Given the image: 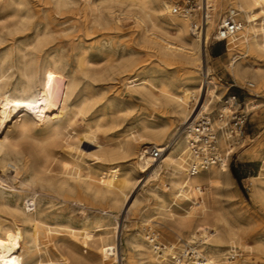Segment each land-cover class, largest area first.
I'll return each instance as SVG.
<instances>
[{"label":"bare ground","instance_id":"bare-ground-1","mask_svg":"<svg viewBox=\"0 0 264 264\" xmlns=\"http://www.w3.org/2000/svg\"><path fill=\"white\" fill-rule=\"evenodd\" d=\"M52 1L57 10L77 2ZM111 3L132 14L135 25L157 45L162 62L194 65L200 69L201 81L189 80L177 90L163 84L162 100L147 93L155 101V108H165L169 118L154 124L142 120L140 129L133 134L125 131L116 136L114 119L107 120L106 113L97 109L100 93L83 84L86 79L102 81L115 71L99 76L65 71L67 61L49 51L50 59L39 64L35 58L45 53L51 38L49 28L40 32L30 0H5L3 10L11 13L0 24V43L5 30L33 31V37L14 49L0 50V264H68L60 256L61 251L76 255L82 245L92 244L110 250L111 243L121 263L120 239L114 237V229L107 221L129 216L146 199L154 202L160 217L155 226L163 223L171 240L168 253L178 248L174 238L185 237L190 243L201 238L211 245V255H202L203 264H220L216 252L243 239L240 227L234 226L216 206L220 189L228 185V164L223 162L220 167L192 176L185 166V130L208 112L215 100H220L208 50L212 31H217L228 7V11L239 13L244 25L227 41L232 58L225 68L237 80L250 78L254 86H264V73L240 62L264 56V0H197L201 7L195 11L200 12L199 19L195 12L175 14L170 0H100L96 8L104 5L112 15ZM122 11L112 29L122 31ZM202 11L207 14L203 23ZM5 64L17 67V71H4ZM129 64V60L121 61L123 68ZM251 106L252 102L248 109ZM171 120H178V125L173 127ZM83 144L95 150H85ZM149 148L158 149L161 157L148 156ZM261 153L264 141L259 147L238 153V158L248 155L255 159ZM130 158L134 160L132 173L110 170ZM262 163L260 173L243 182L251 181L252 196L264 208V160ZM136 173H147L149 180L143 186V197L137 195L129 208L130 194L144 182L134 177ZM205 184L212 194L210 207L204 206ZM175 196L177 202L193 204L188 216L172 214L169 207ZM201 208L202 215L195 218ZM77 222L81 223L79 227ZM130 244L144 257L143 264L172 262L165 250L160 257L154 256L140 234ZM253 246L244 249L253 250Z\"/></svg>","mask_w":264,"mask_h":264},{"label":"rangeland","instance_id":"rangeland-1","mask_svg":"<svg viewBox=\"0 0 264 264\" xmlns=\"http://www.w3.org/2000/svg\"><path fill=\"white\" fill-rule=\"evenodd\" d=\"M30 1L32 11L35 14L34 20L37 22L40 32L45 31V28L48 27L51 34V38L44 48L45 53H42L41 57L35 58L36 62L42 64L48 61L50 58L47 57V52L49 51L48 53L51 54L58 53L63 60L67 61L68 66L65 71H77L81 75L97 76L100 73H105V71H115L104 77L102 81L94 82L86 79L83 80V84L90 86L92 92L100 93L96 105L97 109L106 113L107 120L114 119L116 128L113 134L115 133L116 136L125 131H127L126 134H133L134 131L140 129L142 120L147 119L154 124L169 118V115L164 114L165 108H155V101L147 93H152L162 100L163 84H169L177 90L181 85L189 83V80L196 79L197 83L201 81L200 69L194 65L162 62L157 45L145 37L142 29L135 25L132 14L126 9H121L117 4L111 3V10L114 12L111 15L104 5L99 9L96 8L100 0H91L90 3L86 0H77L75 4L61 10L56 9L52 0ZM170 1L173 7L177 3L181 7H185L187 3L190 5L197 4V0ZM3 2L5 0H0V21L11 13L9 9L3 10ZM228 9L229 7L224 10V13H227ZM121 10H123L122 13L125 14V18L121 22L122 31H119L112 28L115 25V18L118 17ZM194 14H197V19H199L200 12ZM1 34L3 41L0 43V50L14 49L18 44L30 42L33 37V31L9 33L5 30ZM212 35L208 54L211 57L210 66L214 68L219 83L220 99L231 93L244 97L245 93L239 87L244 86L246 82H254L250 78L237 80L226 70L225 66L231 62L232 54L227 43L218 44L214 41L215 31H212ZM124 60H129V67L123 68L121 66V61ZM240 62L264 73V56L262 58H247L245 61L241 59ZM4 71H17V67L10 68L5 64ZM233 83L237 85V88L229 89ZM255 86L252 93L259 95V102L253 103L254 98L249 100L247 95L246 103L252 102V105L258 107L250 112L245 129V146L237 150L229 166L231 173L228 185L220 189L221 195L219 203L216 205L217 208L225 212V215L227 214L226 216L234 226L240 227L244 236H242L241 241H232L222 247L220 252H216L220 255L218 257L220 264H264V208L252 196L251 181L243 182L260 173L264 153L251 161L238 158V153L252 146L259 147L264 141V86L258 84ZM218 101L215 100L211 109L216 107ZM171 121L173 127L178 125V120ZM14 123L15 120L10 126L13 127ZM82 148L90 151L95 150L87 144H83ZM133 163L134 160L130 158L109 168L117 171L116 173L123 171L132 173ZM233 169L237 177L233 174ZM166 172L167 169L165 168L164 173ZM134 177L137 180H144V182L130 194L128 207L133 204L137 195L140 198L143 197L141 195L143 186L149 180L147 173L146 175L136 173ZM203 188L206 190L204 206L210 207L212 197L210 187L205 184ZM248 188L249 190H247ZM159 190L162 191L161 187ZM168 195L170 196V193ZM176 199L175 196L169 207L172 214L188 216L193 204L186 200L180 203ZM154 207V202H147L146 199L129 216L126 214L124 217L120 216L118 220L112 218L107 221V224L111 225L110 228L114 229V237L120 239L122 264L144 263L142 261L144 257L139 253L137 254V251L130 244L132 238L138 234L143 237L145 244L153 249L154 256L160 257L165 250L169 257L167 248L170 247L171 240L164 231L163 223L155 226L160 221V217L155 213ZM202 210L203 208L195 213V218L202 215ZM78 211L76 212L77 218H80V211ZM170 215L167 213L169 218ZM117 222L119 225L116 224ZM80 224L77 222V227ZM153 236H158L157 243L151 242ZM174 240L178 243L179 249H182L183 245L189 242L185 237H182L181 240L174 238ZM200 244L199 249H202V253L207 256L211 255L208 250L211 245L205 241ZM94 245H82V248L77 250L76 255L64 250L60 252V256L64 257L68 264H121L113 252L115 244L111 243L112 248L110 250ZM155 245H159L161 250H155L153 247ZM248 245H254L253 250L244 249V246Z\"/></svg>","mask_w":264,"mask_h":264},{"label":"built area","instance_id":"built-area-1","mask_svg":"<svg viewBox=\"0 0 264 264\" xmlns=\"http://www.w3.org/2000/svg\"><path fill=\"white\" fill-rule=\"evenodd\" d=\"M200 8L197 4L190 5V3H187L185 7H181L177 3L174 7V13L189 12L192 14L196 10H200ZM201 18L202 23L203 20H207V14L204 15L203 11ZM243 25L236 10L228 11L215 32L214 41L218 44L227 43L229 38L241 31ZM201 26H199L200 30L202 29ZM231 88H237V85L233 83L229 89ZM239 88L245 93L244 97L232 93L224 95L216 103L215 108L205 112L186 128L185 166L192 176L213 167H220L223 162L230 166L237 150L245 146V129L249 121L250 112L257 108V106L252 105L255 108L251 107V111H249L246 97L248 95L254 98V103L260 97L252 94L255 89L253 83L246 82L244 86ZM147 152V155L153 159L161 157L158 149L149 148ZM151 242L157 243L158 236H153ZM201 242L202 240H195L193 243L187 242L182 249L177 248L172 253L170 252L169 258H171L172 262L169 264H203L204 254L199 249ZM153 247L157 251L161 250L159 245Z\"/></svg>","mask_w":264,"mask_h":264},{"label":"crops","instance_id":"crops-1","mask_svg":"<svg viewBox=\"0 0 264 264\" xmlns=\"http://www.w3.org/2000/svg\"><path fill=\"white\" fill-rule=\"evenodd\" d=\"M241 159H245V160H253L254 158L248 156V155H244Z\"/></svg>","mask_w":264,"mask_h":264},{"label":"water","instance_id":"water-1","mask_svg":"<svg viewBox=\"0 0 264 264\" xmlns=\"http://www.w3.org/2000/svg\"><path fill=\"white\" fill-rule=\"evenodd\" d=\"M232 172H233V174L237 177V174H236V172H235V170L233 169L232 170Z\"/></svg>","mask_w":264,"mask_h":264}]
</instances>
